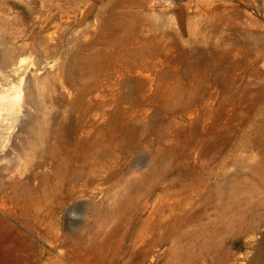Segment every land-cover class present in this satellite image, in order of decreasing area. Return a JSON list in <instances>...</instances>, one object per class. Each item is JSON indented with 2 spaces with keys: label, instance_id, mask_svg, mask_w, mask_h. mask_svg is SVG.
Instances as JSON below:
<instances>
[{
  "label": "rangeland",
  "instance_id": "374dc122",
  "mask_svg": "<svg viewBox=\"0 0 264 264\" xmlns=\"http://www.w3.org/2000/svg\"><path fill=\"white\" fill-rule=\"evenodd\" d=\"M12 85L0 264H264V0H0ZM52 136L98 169L71 200Z\"/></svg>",
  "mask_w": 264,
  "mask_h": 264
},
{
  "label": "bare ground",
  "instance_id": "6f19581e",
  "mask_svg": "<svg viewBox=\"0 0 264 264\" xmlns=\"http://www.w3.org/2000/svg\"><path fill=\"white\" fill-rule=\"evenodd\" d=\"M43 2H46V0H43ZM21 100V90L15 85L0 90V149L7 140L11 127L15 122H20L21 120ZM101 135L102 134L86 135L84 140L89 146L87 148L92 150L93 153L91 157L96 159L97 164L101 163V160L104 158L103 153L105 152V144ZM47 147L51 152V159L55 160L57 157L62 158L61 163L56 164L54 167L55 179L58 183H61L62 186H70L59 196H57V193H54L55 200H58L60 197L63 200H71L81 193L85 194L82 187L78 188V182L84 181L85 185L92 183L90 182L91 176L96 174L98 169H95L96 163L83 162L81 160L76 161L74 159V155L79 151L80 138L77 139V136H74L65 139L52 136L47 142ZM99 178L102 180L101 176ZM25 179L29 180L30 176H26ZM26 183L29 184V181H26ZM134 187H138V185ZM31 191V193L35 195L40 194V186L36 185ZM33 194L27 197V199H32ZM259 258H257L255 264H260Z\"/></svg>",
  "mask_w": 264,
  "mask_h": 264
},
{
  "label": "clouds",
  "instance_id": "9594fccd",
  "mask_svg": "<svg viewBox=\"0 0 264 264\" xmlns=\"http://www.w3.org/2000/svg\"><path fill=\"white\" fill-rule=\"evenodd\" d=\"M150 162H151V161H150ZM150 162H149V163H150ZM73 216H74V217H76V214H75V213H73Z\"/></svg>",
  "mask_w": 264,
  "mask_h": 264
}]
</instances>
